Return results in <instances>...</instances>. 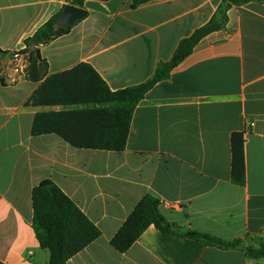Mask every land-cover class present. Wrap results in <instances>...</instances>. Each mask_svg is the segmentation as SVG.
<instances>
[{
    "label": "crops",
    "instance_id": "1",
    "mask_svg": "<svg viewBox=\"0 0 264 264\" xmlns=\"http://www.w3.org/2000/svg\"><path fill=\"white\" fill-rule=\"evenodd\" d=\"M223 0H87V14L40 54L49 75L91 65L112 91L142 84L180 42L206 25ZM72 0H0V262L49 264L33 228V189L56 184L101 230L69 264H264L149 227L125 253L111 239L140 200L160 201L180 233L264 244V2L234 6L223 30L205 37L137 106L123 152L76 149L32 133L26 103L40 83L19 81L12 55ZM26 59L28 57L26 56ZM253 126H250V124ZM245 139L246 183L232 181L231 138Z\"/></svg>",
    "mask_w": 264,
    "mask_h": 264
},
{
    "label": "trees",
    "instance_id": "2",
    "mask_svg": "<svg viewBox=\"0 0 264 264\" xmlns=\"http://www.w3.org/2000/svg\"><path fill=\"white\" fill-rule=\"evenodd\" d=\"M87 0H72L83 8ZM107 1V0H101ZM132 8L156 0H131ZM264 0H223L211 20L183 39L172 58L160 62L153 77L142 84L112 91L106 81L89 64L49 75V64L41 57L40 47L67 35L81 20L64 27L55 25L61 12L41 26L25 40L22 51L29 60L28 78L40 83L38 90L26 103L34 107H62L61 111L37 113L32 133L35 136L56 134L76 149L123 152L126 149L131 121L139 103L159 82L168 80L172 72L189 57L207 36L223 30L228 23V12L234 6ZM10 53H7L9 55ZM232 181L246 183L245 139L243 133L231 138ZM33 228L41 247L50 252L49 264H69V260L101 237V230L56 184L46 180L32 192ZM160 201L144 196L125 223L111 239V246L120 253L127 252L151 226L166 236L190 238L224 250L239 249L250 259L264 258V244L246 246L241 239L223 241L196 233H180L160 210ZM0 264H3L0 262Z\"/></svg>",
    "mask_w": 264,
    "mask_h": 264
},
{
    "label": "water",
    "instance_id": "3",
    "mask_svg": "<svg viewBox=\"0 0 264 264\" xmlns=\"http://www.w3.org/2000/svg\"><path fill=\"white\" fill-rule=\"evenodd\" d=\"M86 10L84 8L75 7L73 5L66 6L61 14L56 19L55 25L58 28L67 27L76 21L82 20L86 17ZM7 53L0 50V57H6Z\"/></svg>",
    "mask_w": 264,
    "mask_h": 264
},
{
    "label": "built area",
    "instance_id": "4",
    "mask_svg": "<svg viewBox=\"0 0 264 264\" xmlns=\"http://www.w3.org/2000/svg\"><path fill=\"white\" fill-rule=\"evenodd\" d=\"M25 49L26 47H24L23 50ZM23 50L16 51L12 55L11 64L13 65L14 71L16 73V75L11 78L13 83H17L19 81L18 76L24 75L28 66V59H26V55L22 54ZM250 126H253V124L251 123L249 127Z\"/></svg>",
    "mask_w": 264,
    "mask_h": 264
}]
</instances>
